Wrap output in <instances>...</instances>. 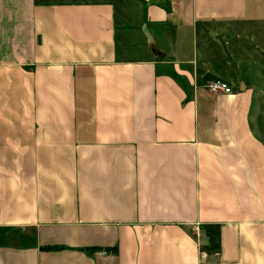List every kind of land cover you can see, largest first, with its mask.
Listing matches in <instances>:
<instances>
[{
  "label": "crops",
  "instance_id": "obj_1",
  "mask_svg": "<svg viewBox=\"0 0 264 264\" xmlns=\"http://www.w3.org/2000/svg\"><path fill=\"white\" fill-rule=\"evenodd\" d=\"M0 264H264V0H0Z\"/></svg>",
  "mask_w": 264,
  "mask_h": 264
},
{
  "label": "built area",
  "instance_id": "obj_2",
  "mask_svg": "<svg viewBox=\"0 0 264 264\" xmlns=\"http://www.w3.org/2000/svg\"><path fill=\"white\" fill-rule=\"evenodd\" d=\"M204 88L209 93H222L226 95H231L233 93V88L226 82L219 80H206L204 83ZM202 256L206 255V252L201 251Z\"/></svg>",
  "mask_w": 264,
  "mask_h": 264
},
{
  "label": "trees",
  "instance_id": "obj_3",
  "mask_svg": "<svg viewBox=\"0 0 264 264\" xmlns=\"http://www.w3.org/2000/svg\"><path fill=\"white\" fill-rule=\"evenodd\" d=\"M204 80H217V79H215L213 76L205 75ZM200 249H201V251L206 252V248L205 247H201Z\"/></svg>",
  "mask_w": 264,
  "mask_h": 264
}]
</instances>
